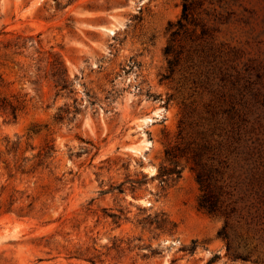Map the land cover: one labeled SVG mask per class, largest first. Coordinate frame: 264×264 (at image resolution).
I'll return each instance as SVG.
<instances>
[{"label":"rangeland","instance_id":"1","mask_svg":"<svg viewBox=\"0 0 264 264\" xmlns=\"http://www.w3.org/2000/svg\"><path fill=\"white\" fill-rule=\"evenodd\" d=\"M205 8L204 17L221 18L218 41L234 63L261 75L264 89V0ZM182 12V0H0V33L32 37L28 56L62 54L83 109L72 124L56 122L74 99L38 90L20 71L30 58L0 50V95L27 100L17 121L0 116V264H91L72 257L80 252L100 255L99 264H207L216 254L214 264H254L227 256L224 219L200 209L189 164L181 177L156 176L182 112V75L163 80L168 29ZM155 214L167 217L164 227L151 223Z\"/></svg>","mask_w":264,"mask_h":264},{"label":"trees","instance_id":"2","mask_svg":"<svg viewBox=\"0 0 264 264\" xmlns=\"http://www.w3.org/2000/svg\"><path fill=\"white\" fill-rule=\"evenodd\" d=\"M206 2L182 0V16L168 29L169 40L164 49L168 67L163 80L176 81V75H182L176 88L181 95L182 112L177 139L166 147V162L156 176L163 181L181 177L183 162L189 164L202 190L200 209L224 219L218 235L226 242L229 259L264 264L263 78L258 75L255 79L251 68L244 70L234 63L239 57H233L230 46L218 41L217 20L221 18L204 17L210 14L205 8ZM8 35L13 37L6 38ZM2 37L3 57L23 55L31 60L28 67L20 66L22 78L38 90L46 84L55 91L56 98L74 99L72 104L59 107L55 121L76 122L83 109L74 98L76 79L62 54L52 48L48 52L36 50V55L28 56L26 51L31 46L29 42H33L32 37L5 30L0 33ZM220 63L225 67H219ZM174 96L170 95L165 103ZM26 108V99L0 95V116L6 117V121H17ZM47 148L46 158L55 147ZM112 216L120 218L118 213ZM151 223L162 228L167 224V217L155 214ZM196 246L194 241L191 251ZM72 257L91 264L102 262L101 256L95 253L80 252ZM221 258V254H216L207 264Z\"/></svg>","mask_w":264,"mask_h":264}]
</instances>
